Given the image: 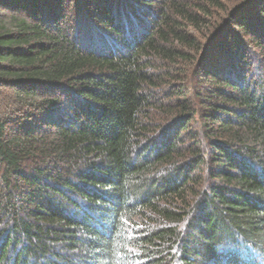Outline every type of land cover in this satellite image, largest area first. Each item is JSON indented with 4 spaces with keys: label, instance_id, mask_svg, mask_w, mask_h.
I'll return each instance as SVG.
<instances>
[{
    "label": "trees",
    "instance_id": "1",
    "mask_svg": "<svg viewBox=\"0 0 264 264\" xmlns=\"http://www.w3.org/2000/svg\"><path fill=\"white\" fill-rule=\"evenodd\" d=\"M0 264H264V0H0Z\"/></svg>",
    "mask_w": 264,
    "mask_h": 264
},
{
    "label": "rangeland",
    "instance_id": "2",
    "mask_svg": "<svg viewBox=\"0 0 264 264\" xmlns=\"http://www.w3.org/2000/svg\"><path fill=\"white\" fill-rule=\"evenodd\" d=\"M161 72H163V71L159 70V74H161ZM162 80L165 81V82H167L164 78H162ZM173 84H174V83H173ZM175 84L177 85V83H175ZM165 85H166V84H165ZM165 85L162 86L160 89H161V90H169L168 87L165 86ZM175 88H177V86H176ZM161 96H162V95H160L159 97L161 98ZM160 98H159V100H161ZM168 103H169V102H168ZM159 118H160V120L157 121V122H161V121H162L161 119H163V118L166 119V120H168L167 116H163V117L160 116ZM166 120H165V121H166ZM165 121H163L164 124H165Z\"/></svg>",
    "mask_w": 264,
    "mask_h": 264
}]
</instances>
